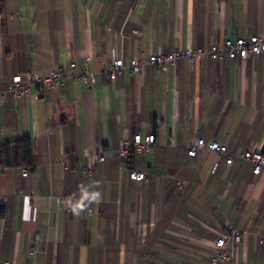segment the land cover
<instances>
[{
  "label": "crops",
  "instance_id": "crops-1",
  "mask_svg": "<svg viewBox=\"0 0 264 264\" xmlns=\"http://www.w3.org/2000/svg\"><path fill=\"white\" fill-rule=\"evenodd\" d=\"M251 35L264 36V0H6L1 86L86 56L96 83L0 101V141H34L27 176L0 165V264H207L230 226L243 233L231 264H264V175L238 158L187 153L199 138L232 153L264 147V55L146 65L114 82L102 74L114 56L128 63ZM138 133L155 135L152 151L120 157Z\"/></svg>",
  "mask_w": 264,
  "mask_h": 264
},
{
  "label": "built area",
  "instance_id": "built-area-1",
  "mask_svg": "<svg viewBox=\"0 0 264 264\" xmlns=\"http://www.w3.org/2000/svg\"><path fill=\"white\" fill-rule=\"evenodd\" d=\"M138 31H133L137 34ZM264 55V36L251 35L249 37H228L222 44H213L209 48H183L174 49L169 53L150 54L143 57H134L128 61L123 57L114 56L110 66L103 71L105 77L110 81H116L126 72L130 74L142 73L146 65H153L164 72H168L171 65L176 64L179 60L185 59L191 66L203 58L208 57L212 60L242 59L249 57H259ZM92 61L91 56H86L81 67L76 61H71L67 66L54 69L47 76H41L30 73L27 80L24 81L23 76L14 75L9 83L5 86L0 85V101L7 94L11 93L15 97H21L29 94L33 88L37 91L51 90L54 91L62 85L65 80L81 85L82 87H90L96 83V73L90 68ZM156 144L155 135L135 134L133 139L125 141L118 149V155L127 158L133 151H152ZM208 151L218 154L221 159H225L226 163L232 165L235 159L248 162L252 165V173L255 176L264 175V147L253 145L247 150L239 153H232L228 146L220 140L214 139L207 141L199 138L197 141L187 148L189 156H196L198 151ZM105 153L102 151L97 155V161H104ZM29 169L23 168V176H27ZM130 179L134 181L146 180V173L131 169L129 173ZM176 186L179 191H185L187 181L182 178L176 179ZM243 240V233L236 227H227L224 231L218 233L214 240L212 250L208 254L207 264H231L235 261L238 246ZM5 264H11L6 262Z\"/></svg>",
  "mask_w": 264,
  "mask_h": 264
},
{
  "label": "trees",
  "instance_id": "trees-1",
  "mask_svg": "<svg viewBox=\"0 0 264 264\" xmlns=\"http://www.w3.org/2000/svg\"><path fill=\"white\" fill-rule=\"evenodd\" d=\"M6 0H0V11L5 8ZM34 141L26 135L9 142L0 141V165L2 169L13 166L33 168ZM4 212L0 210V217Z\"/></svg>",
  "mask_w": 264,
  "mask_h": 264
},
{
  "label": "clouds",
  "instance_id": "clouds-1",
  "mask_svg": "<svg viewBox=\"0 0 264 264\" xmlns=\"http://www.w3.org/2000/svg\"><path fill=\"white\" fill-rule=\"evenodd\" d=\"M98 197H99V193H95L94 198H98Z\"/></svg>",
  "mask_w": 264,
  "mask_h": 264
},
{
  "label": "water",
  "instance_id": "water-1",
  "mask_svg": "<svg viewBox=\"0 0 264 264\" xmlns=\"http://www.w3.org/2000/svg\"><path fill=\"white\" fill-rule=\"evenodd\" d=\"M62 118H63V115H62Z\"/></svg>",
  "mask_w": 264,
  "mask_h": 264
}]
</instances>
